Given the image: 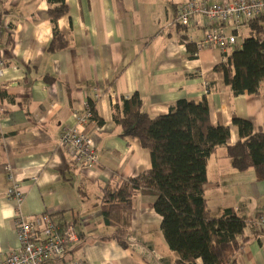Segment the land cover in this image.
<instances>
[{"label": "crops", "instance_id": "1", "mask_svg": "<svg viewBox=\"0 0 264 264\" xmlns=\"http://www.w3.org/2000/svg\"><path fill=\"white\" fill-rule=\"evenodd\" d=\"M185 1L65 0L68 11L56 28L67 47L50 52L47 0H0L5 61L0 76V257L18 248L16 204L5 196L11 185L8 165L24 193L21 213H45L59 227L72 223L77 234L65 255L44 264H175L178 255L166 245L154 196L133 199L127 248L110 239L114 228L101 212L102 188L117 176L133 178L151 168L148 150L121 136L113 121L114 104L136 93L142 111L160 116L179 100H205L210 123L229 127V144L238 139L234 117L248 120L254 133L264 132V81L257 94H231L213 71L223 53L215 47L196 51L193 45L203 38L206 20L195 14L187 28L178 24ZM222 27L225 34L233 31L231 24ZM249 30L248 23L239 28L244 37ZM184 41L191 43L183 46ZM88 101L102 121L84 129L98 154L92 168L72 163L58 145L72 113L82 115ZM206 178L211 215L231 209L246 222L236 264H264V235L256 226L264 215V181H256L252 169H234L224 147L208 157Z\"/></svg>", "mask_w": 264, "mask_h": 264}, {"label": "trees", "instance_id": "2", "mask_svg": "<svg viewBox=\"0 0 264 264\" xmlns=\"http://www.w3.org/2000/svg\"><path fill=\"white\" fill-rule=\"evenodd\" d=\"M53 37L48 50H64L67 42L56 22L67 14L65 0H47ZM264 16L250 21L249 34L241 47L223 54L214 67L233 96L257 94L264 81ZM195 54V50L192 51ZM50 81V79L48 80ZM93 119L94 104L88 101ZM113 121L122 137H131L148 150L151 168L133 178L119 176L101 190V212L105 223L114 228V239L127 248L133 199L155 197L154 211L161 217L160 228L169 250L178 255L175 264H236L246 222L233 210L213 216L204 196L207 159L218 147L237 171L252 169L256 181H264V132H253L248 120L234 117L237 141L229 144V127L210 123L205 100H179L166 115L150 116L142 111L138 94L114 104Z\"/></svg>", "mask_w": 264, "mask_h": 264}, {"label": "built area", "instance_id": "3", "mask_svg": "<svg viewBox=\"0 0 264 264\" xmlns=\"http://www.w3.org/2000/svg\"><path fill=\"white\" fill-rule=\"evenodd\" d=\"M198 14L206 20V32L203 38L193 43L196 51L215 47L223 54L236 49L240 26L264 16V0H231L221 3H206L201 0H188L178 9L177 21L182 28H187L193 15ZM231 24L233 31L225 34L223 27ZM2 28L0 15V29ZM246 37V36H245ZM264 41V32L260 36ZM191 43L184 41L183 46ZM4 55L0 49V76L4 69ZM72 122L61 131L58 145L65 147L72 163L92 168L98 161V154L90 139L84 132L88 123H95L90 106L87 104L82 115L72 113ZM6 178L11 182L5 193L7 198L16 204L14 227L18 239V248L0 257V264H44L49 260H58L78 241L72 223L66 222L63 227L53 223L45 214L25 216L20 211L24 200L17 172L6 166ZM257 230L264 235V215L256 222Z\"/></svg>", "mask_w": 264, "mask_h": 264}]
</instances>
